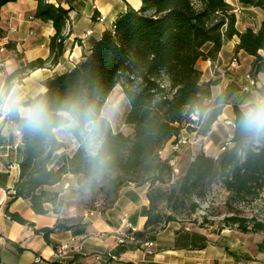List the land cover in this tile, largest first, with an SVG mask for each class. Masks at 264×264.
Segmentation results:
<instances>
[{"label":"trees","instance_id":"16d2710c","mask_svg":"<svg viewBox=\"0 0 264 264\" xmlns=\"http://www.w3.org/2000/svg\"><path fill=\"white\" fill-rule=\"evenodd\" d=\"M8 1L12 0H0V8ZM36 1L35 16L51 21L55 33L50 40L49 56L26 63L18 73L53 65L63 52L67 10L45 0ZM236 1L264 10V0ZM236 21L235 7L228 0H142L140 8L129 7L99 39L91 41L80 61L70 70L43 81L45 90L36 95L45 96L53 110L67 101L83 99L95 105L99 116L105 101L119 86L128 103L124 123L132 127V133L114 131L104 116L103 147L108 163L104 174L95 179L78 134H72L78 144L74 152L62 153L52 163L65 143L56 134L41 138L19 127L23 155L7 204L23 198L36 214L57 215L52 227L34 229L47 241L55 231L84 234V216L75 219L61 215L60 191L48 189L62 183L70 174L75 177L79 195L85 190L104 194L107 203L104 209L113 206L123 186L148 185L146 221L143 230L134 233L135 237L155 233L175 221L172 216L160 218L157 203L162 191L160 187L154 189L155 184H165L174 175L164 150L182 136L183 130L205 137L232 96L240 91L237 82L232 81L213 96L211 89L219 80L204 81L198 61L209 60L211 66L216 65L224 40L237 36L234 54L244 51L253 57L249 73L254 77L264 73V55L260 53L264 51V20L257 30L248 27L242 31ZM15 75L7 78L4 95ZM232 110L234 127L230 146L218 156L197 152L172 183L170 196L190 199L197 188L213 181L240 199L264 193V144L245 143L235 126L241 109L234 105ZM10 119L17 124L15 119ZM5 212L10 220L33 226L19 213L7 208ZM230 219L240 225L237 217ZM257 227L262 228L259 224Z\"/></svg>","mask_w":264,"mask_h":264},{"label":"crops","instance_id":"0c3cea01","mask_svg":"<svg viewBox=\"0 0 264 264\" xmlns=\"http://www.w3.org/2000/svg\"><path fill=\"white\" fill-rule=\"evenodd\" d=\"M228 2L235 7L236 26L240 31L260 27L264 10L241 5L236 0ZM51 4L75 11L72 25L63 40V52L55 64L28 69L25 73L18 72L26 63L49 56V44L55 29L51 21H43L35 16L36 0H12L1 6L0 93L7 78L15 73L6 95L16 90L27 99L43 92V81L70 70L87 53L91 41L99 39L129 7L140 8L142 0H53ZM98 15H102L103 19L98 20ZM238 41L237 36L224 40L216 65L211 66L209 60L198 61L204 81L219 80L211 89L213 96L232 81L238 85L247 83L244 75L249 72L253 57L244 51L234 54ZM260 53L264 55V51ZM233 57L237 58V64L230 67ZM20 61L24 62L22 66ZM242 63H245L243 68ZM255 79L257 84L252 90H240L232 96L210 132L219 120L228 116V111L233 117L234 105L241 109L254 95L264 94V73H258ZM210 132L205 137L196 138L194 133L182 131L183 137L196 138L194 145H189L191 157L200 150L208 153L210 143L202 142L198 147L197 140L208 137ZM77 145V142L73 144L74 150ZM74 150L69 152L66 147L63 148L54 155L52 163L57 161L60 154H72ZM22 155L23 143L18 124L0 119V264H30L35 257L50 264H264V239L259 242L247 235H236L229 229L218 230L172 221L155 233L135 237L134 233L142 231L146 221L148 185L137 186L133 183L120 189L112 207L102 212L85 213L84 234H74L72 230L55 231L47 241L42 233L34 229L52 227L57 215L52 212L36 214L23 198L7 204L18 178V163ZM169 155L168 145L167 157ZM74 180L75 177L68 174L62 183L48 189L59 192L65 182ZM6 208L19 213L33 226L10 220Z\"/></svg>","mask_w":264,"mask_h":264},{"label":"rangeland","instance_id":"374dc122","mask_svg":"<svg viewBox=\"0 0 264 264\" xmlns=\"http://www.w3.org/2000/svg\"><path fill=\"white\" fill-rule=\"evenodd\" d=\"M257 11L262 13L260 9H257ZM243 67H245V63H242ZM127 111V100L121 92V88L116 86L105 101L102 115L109 120L114 131L131 134L132 127L124 123ZM227 114L226 119L231 121L230 124L227 125L225 119L219 120L208 137L197 140L198 147L202 142L210 143L208 155L216 154L218 156L222 151L220 146L225 143L226 138L233 132V117L229 111ZM58 136L65 143L67 150L72 152L74 150L73 144H76L73 136ZM186 138L188 142L181 145L176 164L173 165L174 175L172 180L162 185H154V189L160 187L162 191L157 203L160 218L163 220L167 216H172L175 222L180 224L204 225L218 230L229 229L236 235H247L252 239H257L256 241H262L264 239V193L255 198L240 199L226 192L218 181H213L211 183L206 182L203 186L197 188L190 199L186 197L176 199L174 196H170L172 183L181 175V171L193 157H191V150H189V145H194V143H191L193 139L191 137ZM164 154L167 155V147ZM68 182L70 184L69 188L60 189L59 199L62 204L58 206V211L61 215L78 219L82 216L85 217V213H89L90 209L94 212L101 211L107 205L103 193L90 194L85 190L83 195H79L76 180ZM192 204L195 205L193 210H191ZM230 217L240 219V225L233 223ZM258 224L262 228L257 227Z\"/></svg>","mask_w":264,"mask_h":264},{"label":"clouds","instance_id":"9594fccd","mask_svg":"<svg viewBox=\"0 0 264 264\" xmlns=\"http://www.w3.org/2000/svg\"><path fill=\"white\" fill-rule=\"evenodd\" d=\"M5 117L15 119L23 131L36 137L78 134L90 161L93 178L99 179L106 171L104 116H98L94 104L75 99L53 110L42 94L28 101L13 90L8 95L0 93V119ZM235 126L246 144H264V94H256L242 105Z\"/></svg>","mask_w":264,"mask_h":264},{"label":"built area","instance_id":"2783aa9c","mask_svg":"<svg viewBox=\"0 0 264 264\" xmlns=\"http://www.w3.org/2000/svg\"><path fill=\"white\" fill-rule=\"evenodd\" d=\"M52 1L53 0H45V2L50 3V4H51ZM74 16H75V11L72 10V9H67L66 18H65V29H64V33L65 34L69 31V29H70V27L72 25ZM97 19L98 20H102L103 16L102 15H98ZM236 64H237V58L233 57L231 59L230 63H229V66L230 67H234ZM244 79L247 81V83L246 84L241 83L239 85L240 86V90L243 91V92L252 90L257 84V81H256L255 77L252 74H250L249 72H247L244 75ZM16 81H18V80H15V82ZM2 120H5L6 122H9V123L12 122V120L10 118H8V117L2 118ZM225 123L228 125V124L231 123V121L229 119L225 118ZM230 138H231V135H229L226 138L225 143L220 146L221 150H224L225 148L230 146V144H231ZM195 141H196V138L193 139V141H191V143H194ZM187 142H188L187 138L183 137V136H181L180 138H178L175 141L170 142V144H169L170 155L168 156V159H169V163L172 166L176 164V161H177V158H178V151H179L181 145L182 144H186ZM62 188L63 189L69 188V183L65 182L63 184ZM124 237H128V235H124ZM122 240L123 239H121V241ZM150 244L151 243H149V245ZM30 264H50V263L48 261H45L44 259H42L40 257H35Z\"/></svg>","mask_w":264,"mask_h":264},{"label":"water","instance_id":"95a60500","mask_svg":"<svg viewBox=\"0 0 264 264\" xmlns=\"http://www.w3.org/2000/svg\"><path fill=\"white\" fill-rule=\"evenodd\" d=\"M19 64L22 66L24 64V62L23 61H20Z\"/></svg>","mask_w":264,"mask_h":264}]
</instances>
